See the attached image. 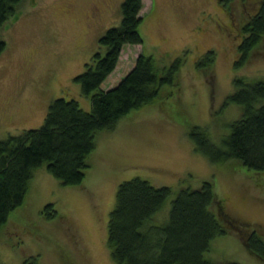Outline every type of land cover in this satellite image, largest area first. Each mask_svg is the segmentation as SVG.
<instances>
[{
    "label": "rangeland",
    "instance_id": "obj_1",
    "mask_svg": "<svg viewBox=\"0 0 264 264\" xmlns=\"http://www.w3.org/2000/svg\"><path fill=\"white\" fill-rule=\"evenodd\" d=\"M121 0H24L0 27V138L41 123L49 101L74 96L90 108L73 75L94 51L104 52L99 36L120 21ZM97 5V9H95ZM239 0H142L139 42H125L101 87L115 84L139 51L152 54L161 69L174 57L173 82L161 84L149 101L122 113L113 127L95 131V146L80 182L63 183L42 163L33 169L23 201L0 229V264H118L107 245V217L121 179L133 175L167 184L171 193L152 213L163 221L181 185L211 180L225 210L249 223L264 239V169L238 158L211 161L194 148L190 123L206 128L214 142L228 130L241 105L223 100L233 76L264 77V52L251 49L238 58L237 43L246 9ZM212 52L206 66L196 59ZM56 213L48 215L44 204ZM203 256L217 263L264 264L247 251L233 229L215 234ZM175 264V263H169Z\"/></svg>",
    "mask_w": 264,
    "mask_h": 264
},
{
    "label": "trees",
    "instance_id": "obj_2",
    "mask_svg": "<svg viewBox=\"0 0 264 264\" xmlns=\"http://www.w3.org/2000/svg\"><path fill=\"white\" fill-rule=\"evenodd\" d=\"M24 0H0V27L18 10ZM247 0H239L240 4ZM241 23L242 37L234 64L242 63L251 49L264 52V0H250ZM142 0H121L120 21L108 26L99 36L104 52L92 53L85 67L75 73L84 92H90V108L82 107L74 96L58 95L47 106L41 123L23 127L17 133L0 138V229L11 209L26 194L33 169L46 168L63 183L80 182L87 156L95 146V131L113 127L119 116L153 98L161 84L172 83L179 65L174 57L161 69L150 53L139 51L132 65L109 87L101 81L115 67L120 47L125 42L141 41L138 30ZM6 41L0 35V51ZM212 52L196 59V66H206ZM233 90L223 104L241 105L237 117L217 142L210 139L205 127L190 123L187 135L194 148L211 161L238 158L255 169H264V77L249 79L233 76ZM171 193L167 184H154L133 175L121 179L114 204L108 212L106 241L118 264H241L235 259L217 263L203 256L210 239L233 229L250 253L264 258V239L249 223H238L224 208L212 182L202 178L195 186L181 185L171 196L166 218L157 221L152 213ZM48 215L56 213L52 202L44 204Z\"/></svg>",
    "mask_w": 264,
    "mask_h": 264
},
{
    "label": "flooded vegetation",
    "instance_id": "obj_3",
    "mask_svg": "<svg viewBox=\"0 0 264 264\" xmlns=\"http://www.w3.org/2000/svg\"><path fill=\"white\" fill-rule=\"evenodd\" d=\"M98 7H97V5H95V9H97Z\"/></svg>",
    "mask_w": 264,
    "mask_h": 264
}]
</instances>
